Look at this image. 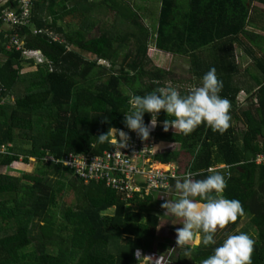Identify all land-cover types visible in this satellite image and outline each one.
<instances>
[{
	"label": "trees",
	"instance_id": "1",
	"mask_svg": "<svg viewBox=\"0 0 264 264\" xmlns=\"http://www.w3.org/2000/svg\"><path fill=\"white\" fill-rule=\"evenodd\" d=\"M133 1L33 0L29 25L3 27L0 145L7 152L0 155V167L28 164L31 158L37 167L21 176L0 171V264H141L137 251L153 250L162 219L154 194L126 200L102 181L79 179L68 167L45 160L47 154L114 150L110 129H128L124 112L135 96L183 83L173 70L151 64L152 43L189 58L192 86H181L182 95L215 67L224 84L220 95L231 102L230 127L223 134L203 123L188 135L171 127L165 131L163 121L174 117L161 110L155 136L178 147L154 158L175 164L179 174L199 173L193 179L210 175L209 168L220 171L227 181L222 195L238 199L244 210L217 229L215 245L179 249L178 262L201 264L227 234L243 231L254 240L252 264H264V164L253 160L264 153V46L261 34L247 30L249 0H160L154 20L141 13L145 3ZM109 9L116 11L110 22L104 18ZM15 35L25 48L41 51L45 61L8 48ZM237 42L252 55L256 72L241 68ZM243 91L247 107L238 101ZM15 92L14 102L4 100ZM151 119L146 112L145 123ZM108 132L109 139L100 143L97 137ZM62 178L80 196L77 206L59 214L56 183Z\"/></svg>",
	"mask_w": 264,
	"mask_h": 264
},
{
	"label": "clouds",
	"instance_id": "2",
	"mask_svg": "<svg viewBox=\"0 0 264 264\" xmlns=\"http://www.w3.org/2000/svg\"><path fill=\"white\" fill-rule=\"evenodd\" d=\"M224 87L223 80L217 76V70L212 67L202 77L199 86L192 87L187 94L182 95L176 88H158L130 102L129 110L125 113L124 122L127 128L135 131L141 139L147 140L150 131L157 125V116L161 110L173 116L165 119V131L173 128L184 135L190 134L202 123L214 132L223 134L231 121V102L220 95ZM151 113L152 119L146 124L144 114ZM119 131L120 147H127L128 133ZM109 130V132H110ZM109 132L100 134V143L109 139ZM211 173L203 179H193L191 171L182 176H175V200L167 199L162 205L167 214L182 218V227L176 228V243L180 247L189 245L194 238V230L203 233L204 246L215 245L217 229H223L228 223L235 222L238 216L244 214L241 202L222 195L227 186L225 175L220 171L209 168ZM205 201L199 203L195 198ZM254 240L246 232L239 231L227 234L223 242L201 264H252ZM140 256L139 250L136 253Z\"/></svg>",
	"mask_w": 264,
	"mask_h": 264
},
{
	"label": "built area",
	"instance_id": "3",
	"mask_svg": "<svg viewBox=\"0 0 264 264\" xmlns=\"http://www.w3.org/2000/svg\"><path fill=\"white\" fill-rule=\"evenodd\" d=\"M32 6L33 0H0V33L3 25L10 28L29 25ZM7 47L21 50L25 58L34 59L37 63L45 61L41 51L25 48L24 42L16 35L10 36ZM156 129L157 125L151 129L147 140L141 139L129 128L123 130L129 136L127 147H120L119 131H116L111 139L115 144L114 150H106L102 154L70 151L63 157L47 154L45 160L68 167L79 179L102 181L122 194L126 200L135 196L144 198L151 193L157 201L165 203L167 199L172 200L174 194L171 180L183 174H179L175 164H164L154 158L156 154L167 150L155 136ZM6 152L7 147L0 145V155ZM253 160L257 164H264V153L259 152ZM176 244L175 237L174 248ZM139 257L151 264H167L166 261L163 262L164 257L155 252L140 253Z\"/></svg>",
	"mask_w": 264,
	"mask_h": 264
},
{
	"label": "rangeland",
	"instance_id": "4",
	"mask_svg": "<svg viewBox=\"0 0 264 264\" xmlns=\"http://www.w3.org/2000/svg\"><path fill=\"white\" fill-rule=\"evenodd\" d=\"M134 3L137 2L138 4L141 3H145L147 9L143 12H141L143 15L144 14H148L151 16V18L154 20L156 19V17L158 16L159 13V9H160V0H137V1H133ZM44 16H48L47 10L44 11L43 13ZM95 15L97 16H103L100 12H96L95 11ZM116 15V11L113 9H109V11H107L106 16L104 17L107 21H112L113 18ZM151 20H149L148 18L144 19V22L148 25L151 26ZM3 27L7 28V25H3ZM96 32H98V30L96 29V31H94V33L96 34ZM151 47L153 49V52L151 54V64L153 65H157V66H162L168 69H171L174 71L175 73V77L179 80H181L183 83L181 85H175L172 83H168L166 88L168 87H173L176 88L177 90H180L181 86L183 87H190L192 86V83L190 82V80L193 78L192 74L190 72V61L188 57H182V56H175L172 55L168 52H164L161 51L159 49H157L154 45V43L151 44ZM89 53H86V55ZM1 56V54H0ZM89 56H91V54H89ZM240 56V55H239ZM242 58V59H241ZM240 65L241 68L244 70L245 66L250 67V70L253 72L256 70L254 68H252V64L253 61L250 60L249 63L247 64L246 62L243 63V57L240 56ZM101 63L105 64L108 66V62L104 61V60H100ZM18 92V91H17ZM12 93L11 95L7 96L4 100H8L9 102H14L15 100V95L16 93ZM21 92V91H20ZM23 92V91H22ZM21 92V94H22ZM24 93V92H23ZM248 94L241 92L239 97H238V101L240 103V105L242 107H247L250 103L249 100H247ZM256 101V100H254ZM256 103V102H255ZM237 126L240 128H242L243 124L242 123H237ZM173 130V128H170ZM111 135L113 134V131H111ZM164 147H166L167 150H173V148H177L178 145L175 143H166V145H163ZM224 165H218L215 168H222ZM37 167V162L34 158H31L28 164H24L22 162L16 163L15 165H13V167H0V171L3 172H7L10 173L12 175H16V176H21L23 175L25 172H32L36 169ZM56 180V179H55ZM56 191H57V202H58V206L55 208V211L59 214L62 213V211H64V209L68 208V207H72V206H77L79 201V193L78 190L76 188H74L70 183H68L67 180H65L64 178L58 180V182L56 183ZM157 208V207H156ZM158 209V208H157ZM112 213L113 209H110V211H108V213ZM249 218L245 217L242 225L241 226H245L248 222ZM254 234V232H253ZM175 237H176V232H175ZM153 252V251H152ZM154 254V253H153ZM175 255H170L166 258L163 259V262H168L169 264L171 262L174 261Z\"/></svg>",
	"mask_w": 264,
	"mask_h": 264
},
{
	"label": "crops",
	"instance_id": "5",
	"mask_svg": "<svg viewBox=\"0 0 264 264\" xmlns=\"http://www.w3.org/2000/svg\"><path fill=\"white\" fill-rule=\"evenodd\" d=\"M248 4L250 8L249 14L251 16V20L247 25V30L261 34L263 36L262 41L264 46V0H249ZM244 40L246 41V44L249 45L251 44V42H249L247 38H245ZM235 46H236V55L238 61H241L240 56L243 57V63L246 62L248 64L250 60L253 61L252 55H250L241 46H239L238 42L235 43ZM87 56H89V54H87ZM166 143L169 142L160 140V144L162 146L166 145ZM171 182L174 191L175 179L171 180ZM176 198H177L176 193L174 191V194L172 195L171 199L175 200ZM163 204L164 203L162 202H160L159 204L156 203L162 219L157 230V240L152 251L163 256L166 259L170 255H175L176 258H174V261L171 262L170 264H181L180 262H178V257H179L178 251L179 249L180 251L184 250V247H180L177 249V251H174V243H175V229L177 226H183L181 224L183 221L182 218L176 217L171 213L167 214V210L162 207ZM198 239L202 241V233L199 230H194V238L190 243L192 245H199L201 242L198 243L197 242ZM141 264H151V263L148 260H144L141 262ZM167 264L169 263L167 262Z\"/></svg>",
	"mask_w": 264,
	"mask_h": 264
}]
</instances>
